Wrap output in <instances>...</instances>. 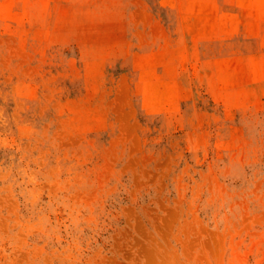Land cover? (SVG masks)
Returning a JSON list of instances; mask_svg holds the SVG:
<instances>
[{"label": "rangeland", "instance_id": "obj_1", "mask_svg": "<svg viewBox=\"0 0 264 264\" xmlns=\"http://www.w3.org/2000/svg\"><path fill=\"white\" fill-rule=\"evenodd\" d=\"M0 264H264V0H0Z\"/></svg>", "mask_w": 264, "mask_h": 264}]
</instances>
